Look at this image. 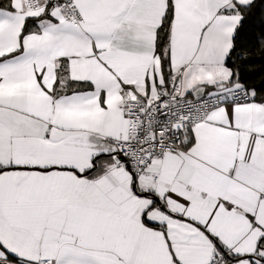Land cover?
Masks as SVG:
<instances>
[{
	"label": "snow or ice",
	"instance_id": "6c2138e0",
	"mask_svg": "<svg viewBox=\"0 0 264 264\" xmlns=\"http://www.w3.org/2000/svg\"><path fill=\"white\" fill-rule=\"evenodd\" d=\"M0 264H264V0H0Z\"/></svg>",
	"mask_w": 264,
	"mask_h": 264
}]
</instances>
